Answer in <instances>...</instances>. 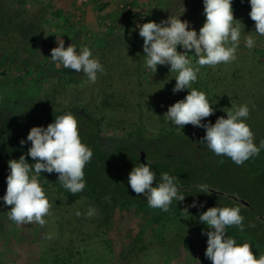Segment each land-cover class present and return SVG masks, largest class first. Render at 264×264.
Masks as SVG:
<instances>
[{
	"label": "rangeland",
	"instance_id": "obj_1",
	"mask_svg": "<svg viewBox=\"0 0 264 264\" xmlns=\"http://www.w3.org/2000/svg\"><path fill=\"white\" fill-rule=\"evenodd\" d=\"M119 1L121 0H85L77 3L76 0H0L1 22L10 25L7 27L8 34L3 35L0 32V39L10 40L7 45L13 47L26 38L29 47L0 64V118L8 113L7 110L21 112L32 108L39 109L40 105L49 110H72V107H81L99 125L100 136L111 141L125 139L127 132L133 130H139L140 135L148 138H152L157 131H163L162 128L173 126L177 133L188 131V125L181 130L164 118L169 106L184 99L188 94V90L183 96L181 92L173 93L172 89L176 83L174 77L177 74L169 72L170 65H158L157 71L160 74H141L133 70L140 63L137 53L121 50L119 44L112 43L98 48L95 57L104 66L106 74H98L99 78L95 84H85L86 76L82 72L77 73L63 68L62 65L57 66V63L51 60V49L57 46V38L63 39L67 47L72 30L82 31V41L91 50L96 42L111 40L112 34L121 38H134L136 41L141 39L133 21L126 14L123 17L124 12L117 9ZM125 1L130 2L137 12L145 14L146 22L160 23L170 15L180 16L182 21L189 22V29H194L197 33L205 22L203 0ZM57 8L59 13H54ZM250 11V3L239 5L234 10V18L242 23L236 61L216 67H202L192 87L206 85L203 92L215 108V113L205 118L204 123L214 124L221 116L227 118L226 112L230 108L247 104L251 111L246 123L255 135L254 143H257L264 137V36L254 33L255 23L249 16ZM249 33L256 40V46L251 50L244 42ZM125 41L126 39L122 44H125ZM140 50H143L142 46ZM177 50L184 51L179 46ZM189 54L193 55L194 50ZM190 58L195 63L197 58L194 55ZM145 70L149 71L148 68ZM206 88L209 91H206ZM102 99L109 104H116L113 105L115 109L100 107ZM40 119V125L44 127L45 117L41 116ZM198 131L205 134L204 129ZM30 147L31 145H28L27 148ZM152 170L156 173L158 181L159 173ZM249 177L246 176L242 182H236L235 185H229L222 183V177L219 175L205 174V178L197 183L208 184L212 193L219 192L214 195V199L225 203L233 201L228 196L238 199L246 197L242 190L247 191ZM42 181H47L52 187L53 194L48 198L52 205L62 197L61 203L52 206L51 215L45 217L47 223L43 227L36 223L17 226L9 219L8 211L11 206H5L2 199L6 194L7 183L6 180H0V264H39L45 262L43 258H48L49 253L53 254L51 248L56 251L66 246L68 239L62 230L66 225L58 222L59 215L67 217L75 225L74 229L92 230L93 225L82 221V218L76 225V219L79 217L76 212H81L80 201L67 202L59 182L54 183L53 180L44 178L40 180ZM232 186L237 187L231 190ZM133 194L136 193L133 191ZM46 195L49 197L50 193ZM253 204L257 207L255 202ZM258 212V215L263 217L264 207ZM187 219H184L183 224H171L165 231L163 240L155 239V244L169 248V258L176 256L177 260L173 259L169 263L212 264L205 257L200 233L197 232L200 230L199 222L193 218ZM204 226L205 224L201 223L203 230ZM260 227L264 231L262 223ZM65 231L68 232V228ZM46 234L51 238H45ZM187 241L190 246L185 244ZM161 259L162 255L155 253L150 260H145L144 264H160Z\"/></svg>",
	"mask_w": 264,
	"mask_h": 264
},
{
	"label": "clouds",
	"instance_id": "obj_2",
	"mask_svg": "<svg viewBox=\"0 0 264 264\" xmlns=\"http://www.w3.org/2000/svg\"><path fill=\"white\" fill-rule=\"evenodd\" d=\"M232 3L233 0H203L205 22L199 33L189 29L188 21L173 15L160 23L149 21L137 27L139 36L143 38L146 68L156 73L158 65H170L169 72L177 74L173 93L188 90L184 99L169 106L164 114L165 120L181 130L187 125L203 128L205 135L201 142L216 156H226L240 166L264 149V140L257 146L254 143L255 135L246 123L251 111L249 106L243 104L230 108L226 112L227 118L221 116L214 124L202 123L215 113V108L206 93L192 87L202 67H216L237 59L242 23L234 18ZM249 3V16L255 23L254 33L264 36V0H249ZM244 42L250 50L256 46L251 33L245 36ZM178 46L184 51L179 52ZM192 50L197 58L195 63L190 58L193 55L189 54ZM51 60L57 66L82 72L86 76L85 84H95L98 74H106L104 66L93 56L89 47L83 46L77 50L74 43L65 47L61 38H57V46L51 49ZM27 141L31 142L27 155L35 163L29 164L25 155H21L18 160L8 161L10 172L6 178V194L2 199L5 206H11L8 217L17 226L36 223L43 227L53 205L40 183L41 173H57L58 182L64 189L73 195L80 193L86 188L84 169L91 162L93 151L82 143L78 120L72 112L56 116L46 128L32 127ZM20 144L24 145L25 140L22 139ZM177 179L164 172L157 182L156 173L148 162L137 164L128 174V184L134 193L146 197L150 208L164 212L170 210L173 201L185 200ZM196 188L199 193H209L211 189L208 184H199ZM196 206L195 202L191 205ZM241 207V204L210 207L199 215V221L210 229L206 232L205 257L212 264H264V254L257 258L249 243L237 244L234 238L226 236L228 227L235 226L241 232L244 231ZM183 212L188 214V208ZM96 213V208L89 207L86 215L92 218ZM76 215L82 213L77 211ZM45 238L51 237L46 234Z\"/></svg>",
	"mask_w": 264,
	"mask_h": 264
},
{
	"label": "trees",
	"instance_id": "obj_3",
	"mask_svg": "<svg viewBox=\"0 0 264 264\" xmlns=\"http://www.w3.org/2000/svg\"><path fill=\"white\" fill-rule=\"evenodd\" d=\"M248 3L249 0H233L232 7L235 10L239 5ZM6 4L9 5V3ZM54 13H59V9L57 8ZM108 14L110 15V13ZM1 15L0 13V32L5 35L8 34L9 30L7 27H10V25L6 23L5 25L1 22ZM122 15L125 17V14ZM81 34V30H72L67 40L68 45L74 43L77 46V50L85 46ZM25 39L20 40L19 44L11 47L7 45L10 40L5 39L6 42L1 38L0 64L5 59H9L20 51L23 52L28 49V40ZM124 39H126L125 44H122ZM133 39L121 38L112 34L111 40L95 43L94 50L92 49L93 56L96 57L98 48L101 49L109 44L116 43L119 44L121 50H130L137 53L140 63L133 70L141 72V74L145 72L154 73L150 69L149 71L145 70L144 53L143 50H140L143 45V38L137 41ZM45 43L47 42L45 41ZM204 86L206 85L203 84V87L194 86L193 88L204 91ZM206 91L209 90L206 88ZM180 92L183 96L186 94L187 89ZM105 101L104 99L100 101V107L108 110L115 109L113 105L116 106V104H109ZM213 102L214 104L216 103L215 101ZM10 111L13 114H11L12 117L11 115H1L0 118L3 122L0 124L1 181L6 180L9 175V160H18L19 156L25 153L27 162L29 164L35 163L30 156L27 158V147L31 143L27 141L28 133L26 132L30 127L42 126L40 125L41 116L45 117L44 127L54 122L56 116L63 115L66 112H72L76 116V113L71 108L63 110L41 109L32 113ZM18 118L23 120L20 121ZM202 123H204V120ZM94 124L96 125V121H94ZM98 126L96 125V130ZM188 127H190L188 131L183 130L179 133L175 132L174 126L162 128L161 130L163 131H157V134L152 135V138L140 135L138 133L139 130H133L127 132V138L108 140V144L103 142L101 146H98L94 141L90 142L91 138L89 137L95 135L97 133L96 130L90 135H85L79 129L82 143L93 151L91 162L84 169L86 188L82 192L73 195L62 187V194L65 195L66 198L64 199L67 202L78 200L82 203L80 206L82 215L77 216L76 225L82 218V221L91 223L93 228L92 230L88 228L83 230L80 228L74 229L75 225L67 217L59 215L60 220L58 222L66 225L62 230H64L68 243L56 251L51 248L50 250H52L53 254L47 252L49 253V256L47 255L48 258L45 256L43 258L45 262H40L39 264H110L112 261H114L113 264H144V261L150 260V257L155 255V253L162 255L160 264H166L167 262V264H172V262H169L173 259L177 260L176 256L173 255L169 258V253L171 252L169 248H162L159 246L160 244H155V239L163 240V235L171 227V224L178 222L183 224L182 222L187 218H193L199 222L200 230L197 232L200 233V240L203 242H201L202 248L206 251L208 239L206 232L210 231V229L206 225L204 230L201 228L199 215L210 207H233L237 204L242 205L240 214L244 217V231L241 232L235 226L228 227L226 228V236L234 238L237 244L249 243L257 258L264 254V231L261 229V221L257 217L258 211L262 206L264 207V149L260 150L259 155L250 158L243 165L237 166L226 156H216L207 148L206 144L201 142L204 134L202 132L201 134L198 130L203 128L192 125H188ZM164 131L168 133H164ZM22 139L25 140L24 145L20 144ZM94 139L96 140V137ZM103 140H107V138L105 137ZM261 140H264V137L260 138ZM260 141L255 144L259 146ZM171 143L183 148L177 158L167 160L164 157L163 159L148 162L151 168L159 173V178L161 173L164 172L178 177L176 182L182 194L185 195L184 201H173L170 210L164 212L160 209L150 208L146 197L143 195L133 194V190L128 185V174L134 166L139 164L136 161L137 155L133 146L141 144V146L151 151L153 147L159 149L164 145H171ZM198 144H203V146H198ZM221 161L223 162L221 163ZM205 174L219 175L222 177V183H228L229 185L231 183L235 185L236 182H242L246 176H250V184L247 191L241 190L246 195L243 199L248 201L254 209L230 196L228 197L233 200L232 202H219L214 199V195L219 194V192L199 193L196 188V185H199L197 181L204 179ZM43 178L45 180H53L54 183L58 182L57 173L42 172L40 180ZM40 183L45 192L50 193L48 198H51L53 194L51 185L47 181ZM153 186L155 187L156 183H153ZM236 187L232 186L230 188L235 190ZM61 200L62 197L58 198L53 206H57V203L62 202ZM194 202L197 206L191 207ZM253 202L256 203L257 207L254 206ZM201 205L203 206L201 207ZM89 207L97 209L96 215L92 218H88L86 215ZM185 208H188V214L183 212ZM138 221L140 224H138ZM249 225L254 226L250 227ZM67 228L68 232L65 231ZM188 241L183 243L189 245Z\"/></svg>",
	"mask_w": 264,
	"mask_h": 264
},
{
	"label": "flooded vegetation",
	"instance_id": "obj_4",
	"mask_svg": "<svg viewBox=\"0 0 264 264\" xmlns=\"http://www.w3.org/2000/svg\"><path fill=\"white\" fill-rule=\"evenodd\" d=\"M41 109H46V108H44L43 106L40 105L39 109L32 108V109H28V110H23V112L32 113L35 110H41ZM72 110L76 113L75 117L78 120V127H79V129L82 130L83 134L90 135V133H92L93 131L96 130L97 123H96V125L94 124L95 119L92 118L91 116H89V114L86 111H84L81 107H72ZM1 112H2V110H0V113ZM6 113L7 114H5L3 116H9L12 114V112L10 110H7ZM98 121L99 120L97 119V122ZM2 123L3 122L0 119V124H2ZM30 129H31V127L27 129L26 133H29ZM96 132L97 133L95 135L89 137V138H91L90 139L91 143H92V141H94L98 146L103 145V142L107 143V144L109 143L108 140H103L102 136H100L99 126H98ZM95 137H96V140L94 139ZM28 143H31V142L28 141ZM198 146H203V144L202 145L198 144ZM133 147L135 148L134 150H135V153L137 155L136 161L138 163H147V162H150L152 160L163 159L164 157L167 160H169L171 158L174 159V158H177L178 154H180L183 151V148L181 146H176L174 143H171V145H164L162 148H159V149L156 147H153L151 149V151L144 148L143 146H141V144L140 145L137 144L136 146H133ZM176 147H178V148L176 149ZM233 198L236 200H239L238 198H236L234 196H233ZM248 206L251 207L250 204ZM251 208L254 209L253 207H251Z\"/></svg>",
	"mask_w": 264,
	"mask_h": 264
},
{
	"label": "built area",
	"instance_id": "obj_5",
	"mask_svg": "<svg viewBox=\"0 0 264 264\" xmlns=\"http://www.w3.org/2000/svg\"><path fill=\"white\" fill-rule=\"evenodd\" d=\"M85 0H76L77 3H81ZM120 9L124 12V14L127 15V17L133 21L135 29H138L137 25H142L143 23H146V16L145 14L141 12H137L130 2L121 0L117 4V9ZM125 10V11H124ZM139 30V29H138Z\"/></svg>",
	"mask_w": 264,
	"mask_h": 264
},
{
	"label": "water",
	"instance_id": "obj_6",
	"mask_svg": "<svg viewBox=\"0 0 264 264\" xmlns=\"http://www.w3.org/2000/svg\"><path fill=\"white\" fill-rule=\"evenodd\" d=\"M128 185H129V184H128ZM129 186H130V185H129ZM210 191H212V190L210 189ZM239 201H240L241 203H243L244 205H246V206L249 205V203H248L246 200H244V199H239ZM258 218H259V220L261 221V223L264 225V216L262 217V216L258 215Z\"/></svg>",
	"mask_w": 264,
	"mask_h": 264
}]
</instances>
